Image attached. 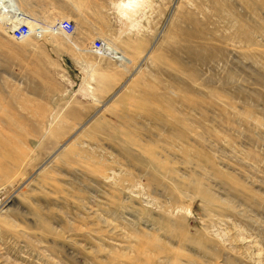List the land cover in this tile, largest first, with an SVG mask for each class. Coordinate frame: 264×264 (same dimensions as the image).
I'll return each instance as SVG.
<instances>
[{
    "label": "rangeland",
    "instance_id": "obj_1",
    "mask_svg": "<svg viewBox=\"0 0 264 264\" xmlns=\"http://www.w3.org/2000/svg\"><path fill=\"white\" fill-rule=\"evenodd\" d=\"M74 1L0 0V264H264V0Z\"/></svg>",
    "mask_w": 264,
    "mask_h": 264
},
{
    "label": "crops",
    "instance_id": "obj_2",
    "mask_svg": "<svg viewBox=\"0 0 264 264\" xmlns=\"http://www.w3.org/2000/svg\"><path fill=\"white\" fill-rule=\"evenodd\" d=\"M14 3L19 12L27 14L75 12L74 0H14Z\"/></svg>",
    "mask_w": 264,
    "mask_h": 264
},
{
    "label": "built area",
    "instance_id": "obj_3",
    "mask_svg": "<svg viewBox=\"0 0 264 264\" xmlns=\"http://www.w3.org/2000/svg\"><path fill=\"white\" fill-rule=\"evenodd\" d=\"M15 21V25L6 24V26L9 28V33L13 39H21L30 31L28 22L26 19L23 20L22 17L15 19ZM58 27L67 32H72L74 30V23L70 19L62 18L58 22ZM90 47L100 55H111L114 53L112 46L101 38H94L90 42Z\"/></svg>",
    "mask_w": 264,
    "mask_h": 264
},
{
    "label": "bare ground",
    "instance_id": "obj_4",
    "mask_svg": "<svg viewBox=\"0 0 264 264\" xmlns=\"http://www.w3.org/2000/svg\"><path fill=\"white\" fill-rule=\"evenodd\" d=\"M20 17H21V16H20ZM22 18H23V17H22ZM25 19H26L27 22H28V19H27V18H23V20H25ZM15 23H16V21H14V20H12V21H7V24H8V25H11V24L15 25ZM28 26H29V24H28ZM29 30H30V27H29ZM9 31H10V30H9ZM30 33H31V32L29 31V33H27L26 35H24L23 38L26 37V36H28V34H30ZM23 38H21V39H23ZM21 39H17V40H21Z\"/></svg>",
    "mask_w": 264,
    "mask_h": 264
}]
</instances>
